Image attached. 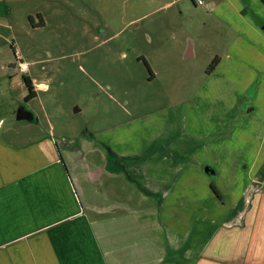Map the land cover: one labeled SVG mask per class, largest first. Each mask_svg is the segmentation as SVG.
I'll list each match as a JSON object with an SVG mask.
<instances>
[{"label":"crops","instance_id":"obj_1","mask_svg":"<svg viewBox=\"0 0 264 264\" xmlns=\"http://www.w3.org/2000/svg\"><path fill=\"white\" fill-rule=\"evenodd\" d=\"M59 1L0 0V43L13 44L17 22L33 15H39L38 20L42 15H54L57 10L53 6ZM180 1L163 0L162 7ZM206 1L212 13L237 34L227 53L254 48L261 54L263 30L242 9L248 5L252 11L248 0ZM84 2L87 5L93 2L103 6L109 4V0ZM116 2L140 7L153 5L156 0H113L111 4ZM94 9L96 13L101 12ZM147 14L142 13L130 22L139 21ZM253 17L258 18L256 14ZM262 19L264 21V17ZM174 36L177 39V35L167 30L144 34L143 39L153 46L148 56L143 53L137 56V62L145 67L144 83L158 82L169 76L166 71L177 57L196 56L193 45L185 50L176 42H170L175 40ZM237 43L239 47L234 48ZM218 55L217 52L208 54L206 61L215 58L218 61L212 72L203 70L201 78H217L216 71L222 70L220 66L224 65L230 70L226 75L236 79L233 73L244 66L245 61L238 64L233 56L230 60L229 53L225 58ZM21 62L17 60L10 65L16 68ZM244 79L245 84H240L249 85L246 79L250 80L251 75ZM31 83L35 92V86H44L33 80ZM258 91L252 105L243 109L233 106L234 114L229 123L242 122L257 109H264V97L259 98L261 92L264 95V76ZM3 110L5 106L1 104L0 263L264 264V153L261 151L264 146L252 157L245 155L246 149L236 157L233 148L228 147L231 144L218 141L213 148L232 152L224 154L226 158L215 159L218 154L205 157L203 151L209 147L206 144L160 142L146 145V153L136 148V152L126 157L122 150L119 151L120 145L115 138L107 141L97 138V132H91L59 137L70 142L64 148L66 162L57 148L58 138L51 133L23 146L13 145L1 131L6 118ZM261 121L264 125V114ZM238 124L242 129L243 125ZM100 133L105 135V132ZM172 147V151L184 152V155L175 152L176 158H173L174 154L167 152ZM192 149L190 155L193 157L186 152ZM199 150L203 152L202 157H194ZM214 167H221V172ZM223 167L230 169L225 172ZM72 227L91 231L90 237H85L84 252L65 253L58 241L53 250L54 241L44 249L53 252H38L46 244V235L38 232ZM79 241L84 242L76 239V243ZM23 249L33 252L25 254L24 259H11V254L22 255L14 251Z\"/></svg>","mask_w":264,"mask_h":264},{"label":"rangeland","instance_id":"obj_2","mask_svg":"<svg viewBox=\"0 0 264 264\" xmlns=\"http://www.w3.org/2000/svg\"><path fill=\"white\" fill-rule=\"evenodd\" d=\"M112 1L103 6L95 2L87 5L84 0H60L53 6L57 10L54 15H42L39 28H32L29 18L19 21L15 24L13 44L0 43V106H5L6 115L1 131L6 139L19 147L51 133L58 138L57 148L66 162L64 148L70 142L64 138L91 132H97V138L107 141L115 138L120 145L119 151L122 150L126 157L136 152V148L145 152L146 145L160 142L206 144L209 147L203 151L205 157L218 154L215 159L226 158L224 154L232 152L213 148L219 142L231 144L228 147L233 148L236 157L244 149L245 155L252 157L264 146L261 121L264 109H257L242 122L229 123L234 114L233 106L238 105L240 109L250 106L258 95L264 76V49L261 54L254 48L228 52L230 60L233 56L238 64L245 61L244 66L234 71L236 79L226 75L230 70L223 63L222 70L216 71L217 78L205 76L203 79L202 72L206 73L213 61H206L208 54L217 52L218 55L219 52V58H225L232 40L237 37L235 31L212 13L206 0L203 6H194L192 0H181L167 7H162L163 0L140 7L129 2L111 4ZM248 1L252 11L248 5L242 9L264 33V0ZM94 8L101 12L96 13ZM142 13L148 14L139 21L130 22ZM254 14L258 18L253 17ZM37 18L39 15L32 16L36 23L39 22ZM154 30L174 33L177 39L174 36L175 40L169 41L185 50L193 45L196 56L177 57L166 71L169 76L147 84L142 79L145 67L137 62V56L140 53L148 56L152 51L153 46L143 36ZM238 47L239 43L234 46ZM17 60L28 66L27 72L21 74L17 67L12 68L10 64H16ZM250 75L251 79H246L249 85H241ZM23 76L44 85L35 86L36 96L29 101L24 99L27 89ZM259 95V98L264 97L262 92ZM18 107L31 112L34 119L17 121ZM190 112L193 114L189 115ZM220 130L222 133L217 137ZM60 136L64 138L60 140ZM169 149L171 151L167 152L174 154L173 158H176L175 152L181 153L172 151L173 147ZM193 149L187 150V155L192 154ZM261 151L263 154L264 149ZM203 152L199 150L194 157H202ZM183 155L184 152L180 154ZM220 168L214 167L219 173ZM223 168L225 172L230 169ZM38 233L46 235L43 239L46 244L38 252H53L44 249L54 241L53 250L58 241L61 251L66 253L84 252L85 237H90L91 231L72 227ZM78 238L83 244L76 243ZM14 252L22 255L11 254V259H24L33 251Z\"/></svg>","mask_w":264,"mask_h":264},{"label":"trees","instance_id":"obj_3","mask_svg":"<svg viewBox=\"0 0 264 264\" xmlns=\"http://www.w3.org/2000/svg\"><path fill=\"white\" fill-rule=\"evenodd\" d=\"M29 20L31 22L32 28L37 29V28H39V25H42V18L39 20L38 23H35L31 17L29 18ZM139 60L143 61L144 64H146V62L143 58H140ZM217 61H218L217 58L213 59V61L207 67L206 73H210L214 70L215 65L217 64ZM23 82H24L25 88L27 89V94L24 96V99H25V101H29L36 96V92L34 90L32 83H31V80L28 76H23Z\"/></svg>","mask_w":264,"mask_h":264},{"label":"water","instance_id":"obj_4","mask_svg":"<svg viewBox=\"0 0 264 264\" xmlns=\"http://www.w3.org/2000/svg\"><path fill=\"white\" fill-rule=\"evenodd\" d=\"M188 49H190V47H188ZM15 118L17 121H22V120L32 121L34 119L32 113L26 110L24 107H19L16 110Z\"/></svg>","mask_w":264,"mask_h":264},{"label":"built area","instance_id":"obj_5","mask_svg":"<svg viewBox=\"0 0 264 264\" xmlns=\"http://www.w3.org/2000/svg\"><path fill=\"white\" fill-rule=\"evenodd\" d=\"M193 1V3L196 5V6H203L204 5V2H203V0H192ZM17 67H18V69H19V71L21 72V73H25V72H27V65L25 64V63H18L17 64Z\"/></svg>","mask_w":264,"mask_h":264},{"label":"flooded vegetation","instance_id":"obj_6","mask_svg":"<svg viewBox=\"0 0 264 264\" xmlns=\"http://www.w3.org/2000/svg\"><path fill=\"white\" fill-rule=\"evenodd\" d=\"M18 108H19V107H18ZM18 108H17V109H18Z\"/></svg>","mask_w":264,"mask_h":264}]
</instances>
